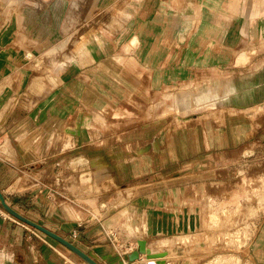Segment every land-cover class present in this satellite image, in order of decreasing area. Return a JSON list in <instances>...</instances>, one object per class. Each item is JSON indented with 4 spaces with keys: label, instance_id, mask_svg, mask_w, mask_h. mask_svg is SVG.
Masks as SVG:
<instances>
[{
    "label": "rangeland",
    "instance_id": "rangeland-1",
    "mask_svg": "<svg viewBox=\"0 0 264 264\" xmlns=\"http://www.w3.org/2000/svg\"><path fill=\"white\" fill-rule=\"evenodd\" d=\"M0 2L59 3L60 24L31 26L15 45L47 64L60 53L92 85L82 94L94 113L109 94L122 128L142 132L133 175L155 190L152 253L168 250L169 264H264L263 3L250 18L243 0ZM130 219L125 235L135 240Z\"/></svg>",
    "mask_w": 264,
    "mask_h": 264
},
{
    "label": "crops",
    "instance_id": "crops-1",
    "mask_svg": "<svg viewBox=\"0 0 264 264\" xmlns=\"http://www.w3.org/2000/svg\"><path fill=\"white\" fill-rule=\"evenodd\" d=\"M243 1L246 17L261 14L264 0ZM58 9L56 2L46 7L26 3L20 9L0 2V190L16 210L85 245L99 263L119 264L138 249L140 239L150 248L155 233L151 216L156 209L148 204L156 199L155 190L146 189L151 183L135 181L133 175L142 132L122 128L127 119L112 114L109 94H102L104 105L94 113L95 101L82 94L92 85L86 87L75 76L77 66L60 65V53L47 64L41 52L30 57L28 50L15 45L18 35L33 34L31 26L60 24ZM137 9L133 5L132 10ZM18 20L21 25L14 24ZM111 40L105 36L107 49ZM117 41H124L122 33H117ZM121 52H110L107 58H121ZM101 88L110 90L108 84ZM81 106L83 113L78 112ZM127 217L136 229L135 240L126 238ZM164 259L170 263L168 256ZM156 261L149 259L150 264ZM0 264L87 263L0 206ZM135 264L147 263L141 256Z\"/></svg>",
    "mask_w": 264,
    "mask_h": 264
},
{
    "label": "water",
    "instance_id": "water-1",
    "mask_svg": "<svg viewBox=\"0 0 264 264\" xmlns=\"http://www.w3.org/2000/svg\"><path fill=\"white\" fill-rule=\"evenodd\" d=\"M0 205L2 206V209L9 213L14 218L18 219L19 221L39 230L40 232L44 233L48 237L52 238L56 242L60 243L76 255H78L82 260H84L87 264H101L96 259H94L89 254V248H87L85 245L82 244H75L71 240L67 239L66 237L60 235L59 233L47 228L46 226L32 220L31 218L27 217L26 215L22 214L18 210H16L14 207H12L7 199L4 193L0 190ZM139 247L137 250L133 251L130 254L125 255L124 260H121L119 264H125L126 261L134 262L143 254H147L149 258H160L163 256H166V252L161 253H152V250L148 248L147 241L144 239H140L138 241ZM157 264H166L165 259H160L157 261Z\"/></svg>",
    "mask_w": 264,
    "mask_h": 264
},
{
    "label": "bare ground",
    "instance_id": "bare-ground-1",
    "mask_svg": "<svg viewBox=\"0 0 264 264\" xmlns=\"http://www.w3.org/2000/svg\"><path fill=\"white\" fill-rule=\"evenodd\" d=\"M62 147H64V146H62ZM167 256V255H166ZM166 256H163V257H160V258H148V259H157V261L158 260H160V259H164ZM126 261V260H125ZM157 261H156V263L155 264H157ZM152 264H154V263H152Z\"/></svg>",
    "mask_w": 264,
    "mask_h": 264
},
{
    "label": "built area",
    "instance_id": "built-area-1",
    "mask_svg": "<svg viewBox=\"0 0 264 264\" xmlns=\"http://www.w3.org/2000/svg\"><path fill=\"white\" fill-rule=\"evenodd\" d=\"M128 264H135V261L134 262H131V263H128Z\"/></svg>",
    "mask_w": 264,
    "mask_h": 264
}]
</instances>
